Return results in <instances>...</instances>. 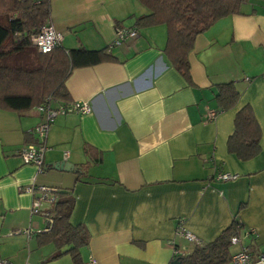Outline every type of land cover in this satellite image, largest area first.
<instances>
[{
    "label": "crops",
    "instance_id": "1",
    "mask_svg": "<svg viewBox=\"0 0 264 264\" xmlns=\"http://www.w3.org/2000/svg\"><path fill=\"white\" fill-rule=\"evenodd\" d=\"M50 1V23L64 47L105 48L115 59L74 67L65 80L67 96L52 98L54 107L86 102L90 111L55 118L41 171L20 151L41 141L35 128L44 114L38 107L22 113L0 108V257L54 264L53 252L36 260L2 245L39 241L37 233L48 231L46 217L32 214L40 186L73 187L70 222L91 234L82 250L86 263L93 257L99 264H169L175 253L195 247L187 232L212 241L237 213L245 228L236 250L264 254V2L250 0L241 13L198 34L189 84L166 60L164 24L138 28L136 38L116 43V27L134 26L146 12L138 0ZM229 80L241 91L238 104L211 119L218 108L215 84ZM246 104L261 127V150L242 160L228 150V139ZM63 159L72 170L53 168ZM81 165L88 166L85 172ZM220 171L238 177L222 181ZM50 205L41 204V211ZM21 211L30 219L25 229ZM23 229L29 232H15ZM61 259L73 264L69 254Z\"/></svg>",
    "mask_w": 264,
    "mask_h": 264
},
{
    "label": "trees",
    "instance_id": "2",
    "mask_svg": "<svg viewBox=\"0 0 264 264\" xmlns=\"http://www.w3.org/2000/svg\"><path fill=\"white\" fill-rule=\"evenodd\" d=\"M138 1L145 7L146 12L138 16L134 26L129 28L138 30L142 27L164 24L167 28V41L163 50L166 60L189 84H192L189 56L198 34L207 30L223 16L241 13L243 5L250 0ZM4 2L11 5L12 12L16 15L13 14L8 19L0 16L1 109L22 113L39 107L50 98L66 97L65 80L74 67L115 59V56L105 48L90 50L80 46L68 49L62 43L51 51L39 52L32 45L31 36L50 22L51 1L4 0ZM215 87L217 114L238 104L241 91L236 81L219 82ZM234 125L233 134L228 139V150L242 160L253 158L261 150L262 131L251 105L246 104L237 110ZM40 142L37 138L35 142L29 144ZM87 167L81 165L79 170L85 172ZM54 188L57 189L55 201L49 209L38 212L47 214L45 219L49 229L37 233V237L40 243H54L55 249L49 257L50 260L69 254L73 264H85L82 250L89 245L91 234L85 225H74L70 222L75 207L73 187ZM244 206L245 204H241L239 210ZM48 217H51V223ZM244 228V222L237 213L214 240L199 241L192 251L175 253L169 264L176 259L180 264H227L235 252L231 251L232 245L236 246L232 243V237H239Z\"/></svg>",
    "mask_w": 264,
    "mask_h": 264
},
{
    "label": "built area",
    "instance_id": "3",
    "mask_svg": "<svg viewBox=\"0 0 264 264\" xmlns=\"http://www.w3.org/2000/svg\"><path fill=\"white\" fill-rule=\"evenodd\" d=\"M138 30L136 28H124L117 27L116 28V43H121L127 39H134L138 36ZM62 33L58 31L50 22L41 27V29L34 33L31 36L32 44L37 48L39 52H48L54 49L62 42ZM52 98L46 100L42 105L38 107L39 111L44 114L43 121L38 124L35 128V132L38 137L41 139V142L38 144H28L23 147L20 151V155L25 163H34L38 166V171L43 169V158L44 153L47 149V145L45 143V139L47 137V132L55 120V118L60 114H66L72 111H90V106L88 103L81 102H73L68 104H63L58 107H54L51 104ZM217 115L216 111L209 112V118L213 119ZM238 175L236 173L224 172L220 171L217 175V179L226 181L236 179ZM29 191L33 192L35 189V185L27 188ZM41 194L35 197L32 205V213H38L41 210L42 201L47 200L49 204H52L57 197L56 188L40 186ZM51 193H55L56 195H50ZM47 217V214H43ZM51 222V217H48ZM181 230V227H180ZM22 230L15 231L16 233L21 232ZM26 232H29L26 230ZM186 237L190 240H194L199 242L200 240L196 237V235L187 232ZM240 239L238 236L232 237V243L238 245ZM232 261L234 264H264V254H260L258 256H253L250 249L247 247H239L232 256ZM0 264H13L8 259L0 257ZM29 264V263H26ZM86 264H99L98 261L91 257Z\"/></svg>",
    "mask_w": 264,
    "mask_h": 264
},
{
    "label": "rangeland",
    "instance_id": "4",
    "mask_svg": "<svg viewBox=\"0 0 264 264\" xmlns=\"http://www.w3.org/2000/svg\"><path fill=\"white\" fill-rule=\"evenodd\" d=\"M11 8H12L11 5H9L8 3H5L4 0H0V16H5L8 19L10 16H13V14L16 15L15 12H12L13 9ZM53 194L56 195L55 193L50 192V195H53ZM47 203H48L47 200L42 201L43 205ZM18 215L21 216L20 217L21 222H27V225L22 227L25 229L26 227L29 226V222H30L29 216L27 218V216L22 211L19 212ZM2 245H3L4 250H13V251L19 250L22 254L32 253V257L36 260L42 254H51L55 249L54 243H51V242L50 243H40V241H29L26 243L24 241H5ZM235 250H236V246L232 245L231 251L234 252ZM83 256H84V259L86 260L88 259L87 254L84 252H83ZM61 258L62 257L53 259L51 260V262L54 264H63L65 260ZM26 263H29V262H26ZM227 264H234V263L232 260H230Z\"/></svg>",
    "mask_w": 264,
    "mask_h": 264
},
{
    "label": "water",
    "instance_id": "5",
    "mask_svg": "<svg viewBox=\"0 0 264 264\" xmlns=\"http://www.w3.org/2000/svg\"><path fill=\"white\" fill-rule=\"evenodd\" d=\"M53 168L57 170H66L70 171L73 169V164L66 161L65 159L63 160H58L53 164ZM172 264H180V262L176 259Z\"/></svg>",
    "mask_w": 264,
    "mask_h": 264
},
{
    "label": "clouds",
    "instance_id": "6",
    "mask_svg": "<svg viewBox=\"0 0 264 264\" xmlns=\"http://www.w3.org/2000/svg\"><path fill=\"white\" fill-rule=\"evenodd\" d=\"M32 214H34V213H32ZM35 214H37V213H35ZM51 223V222H50ZM49 229V224H48V226H47V230ZM22 231H24V232H26V230H22ZM21 231V232H22ZM19 233V232H18Z\"/></svg>",
    "mask_w": 264,
    "mask_h": 264
}]
</instances>
